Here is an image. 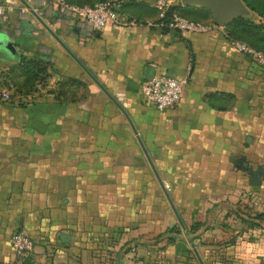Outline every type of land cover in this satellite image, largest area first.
Here are the masks:
<instances>
[{
	"label": "crops",
	"instance_id": "1",
	"mask_svg": "<svg viewBox=\"0 0 264 264\" xmlns=\"http://www.w3.org/2000/svg\"><path fill=\"white\" fill-rule=\"evenodd\" d=\"M111 1L128 23L92 32L51 0H0V264H264V67L231 24L262 17L241 0L219 26L182 0L208 27L190 32L155 0ZM159 74L187 77L161 111L141 97Z\"/></svg>",
	"mask_w": 264,
	"mask_h": 264
},
{
	"label": "built area",
	"instance_id": "2",
	"mask_svg": "<svg viewBox=\"0 0 264 264\" xmlns=\"http://www.w3.org/2000/svg\"><path fill=\"white\" fill-rule=\"evenodd\" d=\"M181 1L155 0L161 19H167L170 26L183 31L197 32L207 30L208 27L205 24L189 20L176 12V10L168 16L170 9L179 5ZM51 3L57 5L61 13L74 21L87 24L92 32L101 31L109 22L116 24L128 23V21L122 19L119 6L111 0H101L94 4H80L71 0H51ZM4 13L5 7L0 4V18ZM234 44L239 51L247 54L258 65L264 67V50L256 49L244 41H234ZM186 83L187 77L178 79L168 74L154 75L145 79L141 84L142 101L160 111L171 108L179 102ZM0 98L9 100L11 93L7 90L2 91ZM260 231L264 236V224L261 225ZM10 242L18 255H25L34 249L33 239L22 229L13 231Z\"/></svg>",
	"mask_w": 264,
	"mask_h": 264
},
{
	"label": "water",
	"instance_id": "3",
	"mask_svg": "<svg viewBox=\"0 0 264 264\" xmlns=\"http://www.w3.org/2000/svg\"><path fill=\"white\" fill-rule=\"evenodd\" d=\"M185 3H201L207 6L213 13V22L219 26H225L239 16L243 10L241 0H183ZM37 19L48 27L46 21L40 14L32 10ZM49 28V27H48ZM0 49L16 53L14 44L8 35L0 32Z\"/></svg>",
	"mask_w": 264,
	"mask_h": 264
},
{
	"label": "trees",
	"instance_id": "4",
	"mask_svg": "<svg viewBox=\"0 0 264 264\" xmlns=\"http://www.w3.org/2000/svg\"><path fill=\"white\" fill-rule=\"evenodd\" d=\"M243 1L247 7L257 12L259 15H261V17L263 16L264 9L260 8L257 4L259 3L263 4L264 0H243ZM180 6L181 5L173 6L169 11L168 16H170V14L173 11L180 8ZM238 23L241 26H243L244 30L247 32L248 35L251 34L253 41L251 43L249 42L250 45L256 49L264 50V33L262 34V32L264 31V25L262 23L255 24L253 21L248 20L242 16L235 19L231 24L237 25ZM38 70L42 71L43 68H40V69L38 68Z\"/></svg>",
	"mask_w": 264,
	"mask_h": 264
},
{
	"label": "rangeland",
	"instance_id": "5",
	"mask_svg": "<svg viewBox=\"0 0 264 264\" xmlns=\"http://www.w3.org/2000/svg\"><path fill=\"white\" fill-rule=\"evenodd\" d=\"M179 5H181V3L179 4ZM260 8H263L264 9V3L262 4V3H259V4H257ZM261 16V15H260ZM262 24L264 25V13H263V16H262Z\"/></svg>",
	"mask_w": 264,
	"mask_h": 264
}]
</instances>
